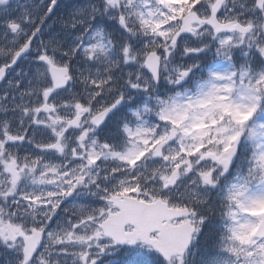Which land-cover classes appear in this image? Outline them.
<instances>
[{
    "label": "snow or ice",
    "instance_id": "6c2138e0",
    "mask_svg": "<svg viewBox=\"0 0 264 264\" xmlns=\"http://www.w3.org/2000/svg\"><path fill=\"white\" fill-rule=\"evenodd\" d=\"M0 264H264V0H0Z\"/></svg>",
    "mask_w": 264,
    "mask_h": 264
}]
</instances>
